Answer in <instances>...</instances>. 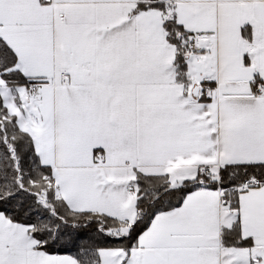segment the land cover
I'll use <instances>...</instances> for the list:
<instances>
[{
  "label": "snow or ice",
  "instance_id": "snow-or-ice-1",
  "mask_svg": "<svg viewBox=\"0 0 264 264\" xmlns=\"http://www.w3.org/2000/svg\"><path fill=\"white\" fill-rule=\"evenodd\" d=\"M0 264H264V0H0Z\"/></svg>",
  "mask_w": 264,
  "mask_h": 264
}]
</instances>
